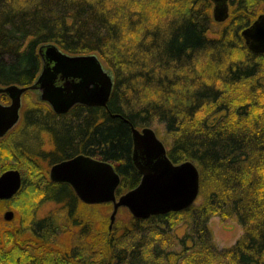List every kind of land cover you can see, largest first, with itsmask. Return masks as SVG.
<instances>
[{
	"label": "trees",
	"instance_id": "trees-1",
	"mask_svg": "<svg viewBox=\"0 0 264 264\" xmlns=\"http://www.w3.org/2000/svg\"><path fill=\"white\" fill-rule=\"evenodd\" d=\"M229 3L218 22L212 0H0L1 84H31L45 42L96 52L115 75L108 106L57 114L25 99L21 123L0 140V174L23 175L0 214L29 201L15 224L0 215V264H264V53L242 35L264 0ZM130 122L154 127L174 162L196 163L200 195L146 219L122 207L110 228L112 203L82 202L49 168L85 153L115 164L118 195L134 188ZM214 216L242 226L234 244H218Z\"/></svg>",
	"mask_w": 264,
	"mask_h": 264
},
{
	"label": "water",
	"instance_id": "water-1",
	"mask_svg": "<svg viewBox=\"0 0 264 264\" xmlns=\"http://www.w3.org/2000/svg\"><path fill=\"white\" fill-rule=\"evenodd\" d=\"M213 16L218 22L230 17L229 0H212ZM248 47L264 53V12L242 30ZM41 68L29 85L0 83V139L21 121L26 92L47 104L55 113L69 112L75 105L108 106L115 85L113 70L96 52L69 53L57 43L39 45ZM3 96L9 98L8 101ZM133 139L132 159L141 173L134 188L118 195L121 175L111 161L79 153L52 165L50 179L70 184L86 204L112 203V228L120 208L137 218L181 211L194 204L201 189L200 170L192 160L174 162L154 127H137L130 122ZM23 175L18 168L0 174V199H12L22 188ZM4 218L13 220L14 211Z\"/></svg>",
	"mask_w": 264,
	"mask_h": 264
},
{
	"label": "rangeland",
	"instance_id": "rangeland-1",
	"mask_svg": "<svg viewBox=\"0 0 264 264\" xmlns=\"http://www.w3.org/2000/svg\"><path fill=\"white\" fill-rule=\"evenodd\" d=\"M25 99L27 102L28 101L33 102L35 100L34 93L29 92V97H25L24 100ZM8 100H9V98L6 99L5 101H8ZM18 136L20 137V139L23 138L24 132H22ZM0 140H3V139L1 138ZM26 202H29V201H20L17 203V201L13 200L11 202H6L5 208L2 211V213L0 214L1 217L3 216V218H4V212L6 210H8V209L13 210L14 211V218H13L14 221H10V222L12 224H15L18 221V218L24 213V211H23L24 207L22 208L21 205L26 206L27 205V204H25ZM50 206H51V204H49V203L43 205L41 208H39V214L47 213L51 208ZM124 209L126 210V212L128 211V209H126V208H124ZM112 210H113V208L111 210H109V212H108L109 218L111 216ZM121 216L122 215L120 213L117 214V218L121 217ZM211 226H212L213 231H214L215 239L220 246H229V245L234 244L237 241V239L243 233L242 226L237 221L230 219V218L222 219L220 216H214L211 219Z\"/></svg>",
	"mask_w": 264,
	"mask_h": 264
},
{
	"label": "flooded vegetation",
	"instance_id": "flooded-vegetation-1",
	"mask_svg": "<svg viewBox=\"0 0 264 264\" xmlns=\"http://www.w3.org/2000/svg\"><path fill=\"white\" fill-rule=\"evenodd\" d=\"M58 162H59V161H58ZM52 165H53V164H52ZM52 165H51L50 168H49V177H50V169H51Z\"/></svg>",
	"mask_w": 264,
	"mask_h": 264
}]
</instances>
